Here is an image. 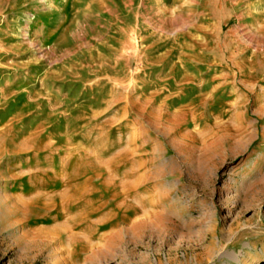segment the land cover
Instances as JSON below:
<instances>
[{
    "label": "rangeland",
    "instance_id": "374dc122",
    "mask_svg": "<svg viewBox=\"0 0 264 264\" xmlns=\"http://www.w3.org/2000/svg\"><path fill=\"white\" fill-rule=\"evenodd\" d=\"M0 264H264V0H0Z\"/></svg>",
    "mask_w": 264,
    "mask_h": 264
}]
</instances>
